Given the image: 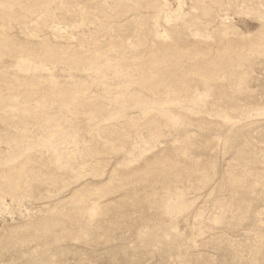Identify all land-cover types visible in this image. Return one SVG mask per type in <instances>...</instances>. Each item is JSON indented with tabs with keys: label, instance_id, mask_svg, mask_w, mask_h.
I'll use <instances>...</instances> for the list:
<instances>
[{
	"label": "rangeland",
	"instance_id": "obj_1",
	"mask_svg": "<svg viewBox=\"0 0 264 264\" xmlns=\"http://www.w3.org/2000/svg\"><path fill=\"white\" fill-rule=\"evenodd\" d=\"M0 264H264V0H0Z\"/></svg>",
	"mask_w": 264,
	"mask_h": 264
},
{
	"label": "bare ground",
	"instance_id": "obj_2",
	"mask_svg": "<svg viewBox=\"0 0 264 264\" xmlns=\"http://www.w3.org/2000/svg\"><path fill=\"white\" fill-rule=\"evenodd\" d=\"M3 39H4V37H3ZM21 61H22V60H21ZM21 61H20V62H21ZM22 65H23V64H22ZM19 66H21V65L19 64ZM23 79H24V78H23ZM20 83H21V82H20ZM24 84H25V83H24ZM8 85H9V84H8ZM58 88H59V87H58ZM58 88H57V89H58ZM33 89H34V87H33ZM9 92H10V91H9ZM10 95H11V94H10ZM12 97H13V95H12ZM78 99H79V98H78ZM78 99H77V100H78ZM52 101H53V100H52ZM74 102H75V101H74ZM62 104H63V103H62ZM47 105H48V104H47ZM50 108H51V107H50ZM69 109H70V108H69ZM49 111H50V110H49ZM52 122H53V121H52ZM44 125L46 126V124H44ZM45 126H44V127H45ZM59 126H60V125H59ZM61 126H62V125H61ZM47 127H48V126H47ZM54 129H56V128H54ZM58 129H60V128H58ZM60 130H61V129H60ZM54 131H55V130H54ZM62 131H63V130H62ZM50 132H51V130H50ZM52 132H53V131H52ZM58 132H60V131H58ZM50 136H51V135H50ZM47 138H48V137H47ZM66 140H67V139H66ZM46 141H47V140H46ZM63 141H64V140H63ZM56 152H57V151H56ZM56 154H57V153H56Z\"/></svg>",
	"mask_w": 264,
	"mask_h": 264
}]
</instances>
